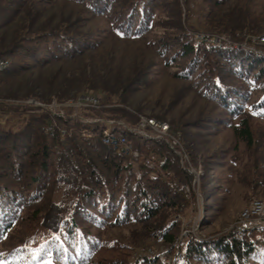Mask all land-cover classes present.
<instances>
[{
  "label": "trees",
  "instance_id": "trees-1",
  "mask_svg": "<svg viewBox=\"0 0 264 264\" xmlns=\"http://www.w3.org/2000/svg\"><path fill=\"white\" fill-rule=\"evenodd\" d=\"M80 1L90 15L105 17L121 37L144 41L160 63L173 67L174 77L217 102L226 116H206V125L226 122L247 146L262 145L253 135L251 123L264 126V53L259 51L263 44L258 39L264 27L245 13L238 1L200 0L203 27L224 33L245 47L198 41L181 22L178 0ZM51 2L0 0V26L22 9L26 15L8 45L0 43V57L8 60L7 68L0 72V83L27 68L78 57L94 46V37L80 31L77 22L34 25V19ZM227 3L231 4L227 14L216 17V10ZM168 15L173 18L166 22ZM149 66L135 71L118 89L103 88L107 93L103 105H110V95L127 83L143 81ZM5 99H0V114L8 115V120L19 116L21 125L13 130L0 124V260L12 263L2 247L13 237L20 246L47 242L40 255L32 252L30 264L39 260L38 264H45L49 258L52 264H129L138 248L136 242L104 239L107 228L124 225L135 226L131 229L135 241L153 238L166 245L173 242L179 230L175 215L193 204L194 193L187 164L164 140L110 125L116 132L124 128L120 133L138 151L134 157L104 145L102 124L72 117L69 107L59 115L49 108L14 105ZM59 100L64 102L65 98ZM101 110L117 120L130 116L123 108ZM137 123L138 117L130 120L133 126ZM259 132L262 138L264 131ZM184 146L195 162L192 147ZM150 155H158V160L147 163ZM61 187L63 197L56 200L54 195ZM262 248L264 227L236 228L212 240L191 237L185 245V263L249 264L251 253ZM142 264L149 263L143 260Z\"/></svg>",
  "mask_w": 264,
  "mask_h": 264
},
{
  "label": "rangeland",
  "instance_id": "rangeland-1",
  "mask_svg": "<svg viewBox=\"0 0 264 264\" xmlns=\"http://www.w3.org/2000/svg\"><path fill=\"white\" fill-rule=\"evenodd\" d=\"M235 1L244 6L245 13L253 16L264 27V0ZM178 2L181 22L187 31L212 33L203 27L204 11L200 0ZM230 5L227 3L223 8L217 9L216 17L225 16ZM88 11V7L80 0H52L51 4L46 5L34 19L35 26L45 22L50 25L64 21L77 22L80 24V31H87L94 37V46L78 57L51 61L42 67L27 68L7 76L6 80L0 83V97L6 98L8 103L14 105L37 103L49 105L53 110L62 109L63 112L67 107L63 104L68 99L97 97L102 101L101 108H123L124 113L130 115L129 118L124 116L117 120L107 111H98L100 109H75L76 113L82 117L121 121L128 127H133L130 120L136 117L138 120L155 118L167 123L173 134L178 133L179 137L181 136L184 154L188 155L186 168L192 174V182L194 180L193 187V183L191 184L194 193L193 204L183 213L175 215V219L179 217V230L173 242L181 237L182 239L179 241L180 246L174 249L170 262L186 264L185 245L191 237L212 240L222 234H228L237 228L236 222L241 211L252 199L264 201V133L261 138L259 132L264 131V126L260 127L255 121L251 123L253 135H257L262 143L260 147H256L257 142L247 146L237 139L233 129L226 122L211 121L213 125H206L209 124L203 121L206 116H215V119L217 116H226L217 102L201 96L189 88V84L184 80L174 77L173 67L160 63L153 49L144 41L121 37L105 17L92 16ZM25 16L22 9L0 26V43L8 45L14 34L20 31ZM166 18L167 22L173 16L168 15ZM260 49L259 51L264 53V44ZM0 60L8 62L4 58ZM148 63L150 66L143 81L127 83L121 91L117 90L115 94L110 95V105H103V97L107 95L103 88L118 89L128 78L133 77L135 71ZM5 69L2 68L0 72ZM61 98H65V101L59 100ZM121 98L125 104L120 102ZM54 104L59 105L56 107ZM6 117L8 118V115L0 114V124L10 125L13 130L20 127L19 116L13 120ZM123 129L119 128L117 131L121 132ZM257 131L260 134H257ZM187 144L192 147L195 162L191 161L184 146ZM62 192L61 187L56 191L54 198L62 199ZM133 227L135 226L109 227L104 232V239L107 241L117 239L124 243L136 242L134 245L138 248L135 249L129 264H142V260H138L139 255L136 257V253H141L142 249L151 247L156 251H165L177 243L166 245L153 238L148 241H135L131 239ZM13 240V237H10L6 242L8 246L2 247L3 255L11 256V264H30L34 255L32 252L40 255V249L47 243L40 241L36 245L20 246ZM8 250H11L9 254ZM249 264H264V248L251 253Z\"/></svg>",
  "mask_w": 264,
  "mask_h": 264
},
{
  "label": "built area",
  "instance_id": "built-area-1",
  "mask_svg": "<svg viewBox=\"0 0 264 264\" xmlns=\"http://www.w3.org/2000/svg\"><path fill=\"white\" fill-rule=\"evenodd\" d=\"M192 36L194 38L198 39H204L206 40L207 43L211 42H222L226 44H231V45H245V43H236L233 42L228 36L224 34H219V33H210V32H204V31H191ZM259 42L264 44V35H261L259 38ZM3 61V60H0ZM101 99L97 97H88L84 96L83 99L76 100V99H68L67 101L64 102V106L70 107L72 109L71 116L72 117H78L79 119H86V120H100L105 123H110L114 125H122L125 127H128L124 125L121 121H115V120H102V119H97V118H88V117H82L79 116L75 109H100L101 108ZM35 106H41L51 109L52 111H59L63 112L61 109L53 110L50 108L49 105H41L34 103ZM56 107H58L59 104H54ZM129 128H134L143 132H148V133H155L157 135H163L166 137L168 145H171L176 148V154H178L181 159L185 161V163L188 161V157L184 155L181 149V145L179 141L177 140V135L175 133L173 134L170 130V127H161V124L156 123L155 119L153 118H140L138 120V123ZM52 127L48 126L46 127V130L50 131ZM84 136L83 134H81ZM101 139L109 142V144L115 148H118L121 152L124 154H130L134 157L138 156V151L134 148L132 143H129L127 141H122L121 138H116V137H110L106 135H101ZM158 160V155H150L147 157L146 162L147 163H155V161ZM187 164V163H186ZM194 186V180H193V185ZM245 215V222H241L240 225H264V202H257L256 199H252L250 203L248 204L247 209L243 212ZM191 217V214L190 216ZM179 217L176 219L178 220ZM185 233H183V236H185ZM182 237L177 241L176 245H171L170 249H167L166 252H163V262L160 264H169V261L171 260V256L173 254V251L175 248H178L180 246V240ZM154 254L152 252L151 247H147L144 249L143 253H136V257L138 255H151ZM136 260V258H135Z\"/></svg>",
  "mask_w": 264,
  "mask_h": 264
},
{
  "label": "bare ground",
  "instance_id": "bare-ground-1",
  "mask_svg": "<svg viewBox=\"0 0 264 264\" xmlns=\"http://www.w3.org/2000/svg\"><path fill=\"white\" fill-rule=\"evenodd\" d=\"M181 1H183V0H181ZM191 33V32H190ZM198 41H204V42H206V40H204V39H198V38H196ZM207 43V42H206ZM211 43H216V44H219V43H222V42H211ZM207 44H209V43H207ZM225 44V46H227V47H236V46H241V47H245V45H231V44H226V43H224ZM1 59V58H0ZM7 66H8V62H6V61H0V70L3 68H7ZM84 98V96H82L80 99H83ZM55 114H59V115H62L63 114V112H54ZM153 119H155V118H153ZM83 122H86V123H101L102 124V126L100 127V129H101V135H106V136H110V137H116V138H121L122 139V141H127V142H129L130 143V141L122 134V133H120V131L119 132H116V131H114V130H112L109 126L111 125L110 123H105V122H102V121H100V120H86V119H81ZM155 122L156 123H159V124H161V127H169V125L167 124V123H165V122H162V121H159V120H155ZM122 126V125H121ZM122 127H124V128H127V129H130V130H132V131H134V132H137V133H139L140 135H142V136H144V137H146V138H150V139H161V140H164L167 144H168V142H167V139H166V137L165 136H163V135H157V134H155V133H148V132H143V131H140V130H137V129H134V128H129V127H125V126H122ZM100 131V130H99ZM175 135H177V140L179 141V143H180V137H179V135H178V133L177 134H175ZM101 142L104 144V145H108V146H111L110 144H109V142H107V141H105V140H102L101 139ZM170 146V148L171 149H173L174 150V152H176V148L175 147H173V146H171V145H169ZM113 147V146H112ZM182 152H183V150H182ZM185 155V154H184ZM264 200V199H263ZM257 202H264V201H261V200H256ZM247 207H248V205L247 206H245L244 208H243V210L241 211V213H240V215H239V217H238V221L236 222V224H238V226H237V228H240V229H253V228H259V227H264V225H240L241 224V222H245V215H244V211L247 209ZM175 242H177V240L175 241ZM175 242H173V243H175ZM140 249V248H139ZM152 249V252L154 253V254H151V255H139V257H138V260H144V261H147L149 264H160V263H162L163 262V252H165L164 250H161V251H156V250H154L153 248H151ZM143 251H144V249H142V251H141V253H143ZM138 253H139V251H138ZM170 262H171V260L169 261V264H170ZM172 264V263H171Z\"/></svg>",
  "mask_w": 264,
  "mask_h": 264
},
{
  "label": "snow or ice",
  "instance_id": "snow-or-ice-1",
  "mask_svg": "<svg viewBox=\"0 0 264 264\" xmlns=\"http://www.w3.org/2000/svg\"><path fill=\"white\" fill-rule=\"evenodd\" d=\"M0 264H7V262L4 261V260H0ZM45 264H52L51 259L50 258L49 259H46Z\"/></svg>",
  "mask_w": 264,
  "mask_h": 264
}]
</instances>
